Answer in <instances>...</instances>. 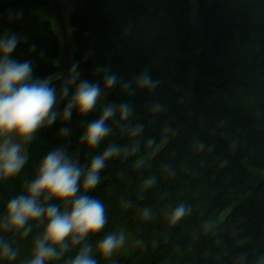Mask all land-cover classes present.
Wrapping results in <instances>:
<instances>
[{
  "label": "trees",
  "instance_id": "trees-1",
  "mask_svg": "<svg viewBox=\"0 0 264 264\" xmlns=\"http://www.w3.org/2000/svg\"><path fill=\"white\" fill-rule=\"evenodd\" d=\"M55 1L0 0V33L27 37L13 55L31 59L35 76L58 73L51 82L59 93L69 72L66 61H79L81 77L98 80L102 88L98 67L110 68L121 81L147 69L159 83L132 93L118 83L94 109L74 108L69 120L58 116L39 127L21 170L0 177V216L52 148L64 146L87 164L110 143L138 145L109 157L102 179L89 190L107 215L103 228L88 236L93 248L106 233L123 228L135 245L114 263L94 251L98 264H237L241 253L251 264L264 253V0H72L69 26L64 18L61 27L68 39L37 14L41 8L53 15ZM122 101L133 105L128 120L117 112L107 121L112 131L96 146L80 140L105 104ZM157 101L163 107L153 111ZM66 102L61 98L55 107L62 111ZM137 122L144 129L133 136L125 125ZM63 126L69 134L61 133ZM150 176L155 182L145 186ZM47 202L65 207L55 196ZM180 202L191 211L173 223L169 213ZM145 208L150 216L143 215ZM30 222L26 235L0 229L18 250L15 259L0 257V264H25L31 257L46 220ZM78 247L48 264H62Z\"/></svg>",
  "mask_w": 264,
  "mask_h": 264
},
{
  "label": "clouds",
  "instance_id": "clouds-1",
  "mask_svg": "<svg viewBox=\"0 0 264 264\" xmlns=\"http://www.w3.org/2000/svg\"><path fill=\"white\" fill-rule=\"evenodd\" d=\"M26 38L15 31L0 33V177L18 173L27 159L23 143L14 140L12 133L18 134L24 141L31 140L39 127L51 125L58 116L69 120L74 108L81 113L94 109L105 90L118 83L129 93L137 87L155 89L159 83L147 69L136 74L133 80L121 81L110 68L98 67L97 71L103 72L102 88L98 80L81 78L79 61H75L58 93L51 76L34 75L31 59H18L13 55L21 39ZM35 47L33 44L32 48ZM65 97L67 102L59 111L55 105ZM162 107L158 101L152 105L153 111ZM133 111L129 101L105 104L101 114L88 122L80 140L90 146L100 144L112 131L107 121L115 118L117 112L119 119L126 121ZM125 127L136 136L143 131L144 124L137 122ZM60 131L67 135L70 129L63 126ZM136 147L138 145L129 149L110 143L102 152L93 155L87 164H81L64 146L54 147L44 155L37 174L27 182L26 190L11 196L7 200L6 211L0 216V229H22L25 235L32 230L30 221L44 223L46 220L43 231L35 236L32 255L25 264H48L50 260L63 257L75 245H79L75 255L68 256L62 264H98L88 236L103 228L107 215L104 202L90 195L89 190L102 179L101 170L109 157L135 151ZM154 182L155 177L151 176L144 180L145 186ZM54 196L60 198L64 208L60 203L47 202ZM190 211L189 205L180 202L171 210L169 218L175 223ZM143 215L150 216V209L145 208ZM124 240L123 231L108 232L98 241L97 247L108 256ZM17 255L18 250L0 235V257L12 260ZM236 260L237 264H248L246 253H241ZM251 264H264V253L258 254Z\"/></svg>",
  "mask_w": 264,
  "mask_h": 264
},
{
  "label": "rangeland",
  "instance_id": "rangeland-1",
  "mask_svg": "<svg viewBox=\"0 0 264 264\" xmlns=\"http://www.w3.org/2000/svg\"><path fill=\"white\" fill-rule=\"evenodd\" d=\"M58 1H59V3L57 4ZM55 7L57 9L53 8V11H54V14L53 15L52 14H49V9L42 10L41 8H38V13L37 14L42 19L50 20L52 22V25H53L54 29L59 34V31L61 30V27H63V23H65V20L67 21V24H68L69 16H70L71 12L74 9V3H73L72 0H56L55 1ZM63 12H64V14H63ZM63 15H65V17H63ZM64 18H65V20H64ZM68 26H69V24H68ZM71 29L72 28L70 27V32H71ZM68 35L69 34L66 33V32H65V35H64L62 33V30H61V38L62 39H65L66 37L68 39ZM66 50L67 49H65V48L63 49V54L64 55H66ZM66 62H67L68 69H70L71 66H70L69 62L68 61H66ZM57 74L58 73L53 74L51 76L52 79L54 77H56ZM11 135H12V138L14 140L21 141L22 143H25L26 142V145L24 146V151L27 154V147H28V143H29L30 140L24 141L16 133H12ZM224 213H226V212H224ZM121 231H123L124 234H125V240H124V243L121 246H119L118 248L114 249L113 252L110 255H108V258H109V260L112 263H114L116 261V259H117V257L119 255L130 252L134 248V246H135L134 245V239H133L132 234L127 229H125V228L121 229L119 232H121ZM98 249L99 248L97 246H95L93 248V252L96 251V250H98Z\"/></svg>",
  "mask_w": 264,
  "mask_h": 264
},
{
  "label": "bare ground",
  "instance_id": "bare-ground-1",
  "mask_svg": "<svg viewBox=\"0 0 264 264\" xmlns=\"http://www.w3.org/2000/svg\"><path fill=\"white\" fill-rule=\"evenodd\" d=\"M137 246V245H136Z\"/></svg>",
  "mask_w": 264,
  "mask_h": 264
}]
</instances>
